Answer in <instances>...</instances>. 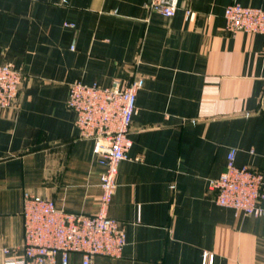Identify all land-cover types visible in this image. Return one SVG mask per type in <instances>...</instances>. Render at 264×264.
Segmentation results:
<instances>
[{
  "label": "crops",
  "instance_id": "crops-1",
  "mask_svg": "<svg viewBox=\"0 0 264 264\" xmlns=\"http://www.w3.org/2000/svg\"><path fill=\"white\" fill-rule=\"evenodd\" d=\"M150 2L0 0V65L24 74L15 107L0 110V264L22 254L26 192L97 213L104 168L78 136L69 86L134 77L133 144L109 208L127 244L92 264H264V217L208 190L233 149L237 165L264 172V35L231 34L224 20L229 5L264 0H180L171 18Z\"/></svg>",
  "mask_w": 264,
  "mask_h": 264
},
{
  "label": "built area",
  "instance_id": "built-area-1",
  "mask_svg": "<svg viewBox=\"0 0 264 264\" xmlns=\"http://www.w3.org/2000/svg\"><path fill=\"white\" fill-rule=\"evenodd\" d=\"M180 0H151L149 10L164 17L175 16ZM187 17L192 13L187 11ZM225 29L264 35V9L232 4L225 9ZM24 74L14 65H0V110L15 107ZM143 80L113 79L108 86L75 81L69 86L67 107L75 114L79 138L94 141V153L104 171L100 174L101 197L94 215L67 213L53 200L30 192L24 197L25 240L22 254L11 264H55L60 258L68 264L72 254H80L83 264H92L96 255L122 257L127 244L124 226L109 216L117 192L119 164L132 147L130 138L136 100ZM237 151L231 150L225 170L210 181L208 190L216 203L236 212L264 217V172L239 166ZM8 255L11 249H4ZM212 258L205 254L204 263Z\"/></svg>",
  "mask_w": 264,
  "mask_h": 264
}]
</instances>
